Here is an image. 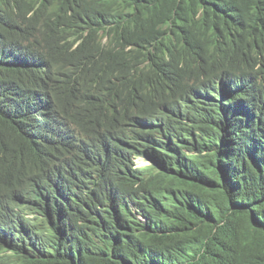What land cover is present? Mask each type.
I'll return each mask as SVG.
<instances>
[{"label": "clouds", "instance_id": "obj_1", "mask_svg": "<svg viewBox=\"0 0 264 264\" xmlns=\"http://www.w3.org/2000/svg\"><path fill=\"white\" fill-rule=\"evenodd\" d=\"M42 1H1L0 114L16 139L0 149V264L51 250L46 241L71 243L94 205L115 224L148 229L178 204L171 176L204 182L217 173L199 178L204 160L221 170L264 151L251 114L264 111L255 74L263 31L236 9L229 33L208 47L181 28L152 27L103 57L124 41L132 0H85L76 21L26 29ZM258 164L264 170V154ZM19 167L25 176L15 177Z\"/></svg>", "mask_w": 264, "mask_h": 264}, {"label": "trees", "instance_id": "obj_2", "mask_svg": "<svg viewBox=\"0 0 264 264\" xmlns=\"http://www.w3.org/2000/svg\"><path fill=\"white\" fill-rule=\"evenodd\" d=\"M1 1L0 12H5ZM223 3L225 16L216 12ZM85 5V0H43L26 29L40 20L76 21ZM128 5L124 41L103 50V57L122 45L135 44L129 39L148 36L152 27L163 34L181 28L185 41L191 35L205 37L207 47L219 43L232 28L226 15L234 8L253 24L251 32L263 31L257 43L255 74L264 82V0H132ZM1 101L0 111L4 108ZM251 114L256 119L255 134L264 144L260 126L264 111L254 106ZM4 129L0 114L1 150L16 139ZM263 154L262 149L249 150L221 170L204 160L196 175L217 173L200 183L171 176L169 185L178 191V204L162 222L149 219L148 229L144 224H115L109 209L94 205L88 215L76 220L77 235L71 243L46 241L51 250L35 256L20 254V264H264V170L258 164ZM173 164L181 172L188 171ZM18 169L15 177L26 175Z\"/></svg>", "mask_w": 264, "mask_h": 264}, {"label": "water", "instance_id": "obj_3", "mask_svg": "<svg viewBox=\"0 0 264 264\" xmlns=\"http://www.w3.org/2000/svg\"><path fill=\"white\" fill-rule=\"evenodd\" d=\"M47 163L46 162H44L42 165H46Z\"/></svg>", "mask_w": 264, "mask_h": 264}]
</instances>
